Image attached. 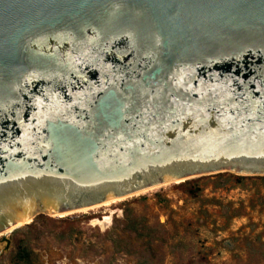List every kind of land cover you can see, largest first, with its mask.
Listing matches in <instances>:
<instances>
[{"label":"water","instance_id":"95a60500","mask_svg":"<svg viewBox=\"0 0 264 264\" xmlns=\"http://www.w3.org/2000/svg\"><path fill=\"white\" fill-rule=\"evenodd\" d=\"M224 172L264 176V0H0V234Z\"/></svg>","mask_w":264,"mask_h":264},{"label":"rangeland","instance_id":"374dc122","mask_svg":"<svg viewBox=\"0 0 264 264\" xmlns=\"http://www.w3.org/2000/svg\"><path fill=\"white\" fill-rule=\"evenodd\" d=\"M189 187L199 189L195 197ZM112 200L60 217L37 215L18 237L39 264H264V176L224 172ZM127 213L150 230L151 242L121 233L127 251L116 253L102 234ZM105 217V228L96 225ZM75 220L79 227L68 223ZM12 249V232L0 234V264H11Z\"/></svg>","mask_w":264,"mask_h":264},{"label":"trees","instance_id":"16d2710c","mask_svg":"<svg viewBox=\"0 0 264 264\" xmlns=\"http://www.w3.org/2000/svg\"><path fill=\"white\" fill-rule=\"evenodd\" d=\"M185 182L181 185H187ZM188 193L192 196H196L199 189L197 187H189ZM43 216H38L36 219H40ZM81 220H75L68 222L74 227H79ZM150 230L137 218L131 216V214H125L123 219L115 221V225L109 231L102 234V237L109 241L114 248L116 253L121 251H127V248H121V233L133 234L136 240H142L147 238L148 243L151 242ZM20 230L12 232L13 236V249L11 251V264H39L37 254L29 247L25 237H18ZM73 235V233H70Z\"/></svg>","mask_w":264,"mask_h":264},{"label":"bare ground","instance_id":"6f19581e","mask_svg":"<svg viewBox=\"0 0 264 264\" xmlns=\"http://www.w3.org/2000/svg\"><path fill=\"white\" fill-rule=\"evenodd\" d=\"M183 180L174 181V183H178V182H181ZM169 182H171V181H169ZM111 202H113V200L112 201L108 200V203H111ZM70 213H73V212H67V213H62V214H49V215L55 216V217H60V216H64V215H67V214H70ZM24 221H26V220H24ZM24 221L19 222L16 226H22L24 224ZM108 222H109V218H107V217H105L103 219V221H95L96 225H99L101 228H105L108 225ZM8 232H9V230L6 231V233H8Z\"/></svg>","mask_w":264,"mask_h":264}]
</instances>
